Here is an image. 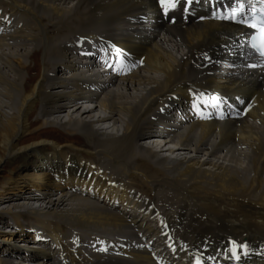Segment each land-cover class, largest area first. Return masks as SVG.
Instances as JSON below:
<instances>
[{"label":"bare ground","instance_id":"6f19581e","mask_svg":"<svg viewBox=\"0 0 264 264\" xmlns=\"http://www.w3.org/2000/svg\"><path fill=\"white\" fill-rule=\"evenodd\" d=\"M61 1L0 0V173L34 159L59 181L0 193V225L19 229L0 236V264H264V62L236 0ZM101 51L115 71L95 72ZM103 167L153 203L63 191L102 192Z\"/></svg>","mask_w":264,"mask_h":264},{"label":"rangeland","instance_id":"374dc122","mask_svg":"<svg viewBox=\"0 0 264 264\" xmlns=\"http://www.w3.org/2000/svg\"><path fill=\"white\" fill-rule=\"evenodd\" d=\"M76 1H74V0H66V1H61V2H58L57 4H60L61 5V7H65V8H74L75 7V5H76ZM0 27H1V25H0ZM3 27V26H2ZM81 39V40H80ZM79 40L81 41V42H83V43H88L89 41L87 40V39H83L82 40V38H79ZM71 45H73V44H71ZM30 48V47H29ZM75 48V46L73 45V49ZM16 68H18V64L15 62L14 64H13ZM218 72H221V68L220 69H218ZM94 105V104H93ZM84 111V110H83ZM7 112H9V111H7ZM142 145H145V146H148V144H149V142H145V141H142V142H140ZM147 143V144H146ZM170 146H174V144H170L169 145V147ZM101 157V159H103V160H105V158L104 157H102V156H98V159ZM107 159V158H106ZM80 160L81 161H83V163L85 164H87L89 167H92L94 170L95 169H98L99 168V166H98V164H99V162L98 161H96V160H94V159H88V158H84L83 156H81L80 157ZM92 163V164H91ZM40 166V163H38L37 161H35L34 159H29L25 164H21V163H17V162H14V163H11V164H9V165H5V168H3V171L0 173V193L1 192H3V190H6L7 189V187H11L12 186V180H10V179H13V180H17L18 182H33L32 180H33V178L34 177H36V176H45L46 174L48 175V173H50L51 174V176L53 177V182H55V183H59V181L57 180V173H53V172H51L50 170H52V169H48L47 171H45L46 169H40L41 167H42V165H41V167H39ZM95 166V167H94ZM97 167V168H96ZM104 170V171H103ZM48 172V173H47ZM100 177H103V180L104 181H106V185H105V187L102 189V192H98V189L99 188H97V186L95 185V181H94V183L92 182V184L89 186V188L88 189H86V190H84V189H82V188H80V186H79V184H78V186H68V185H66L65 183H66V181H63L62 182V184H60L61 185V187L63 186V191L64 192H66L67 194H72V192H74V188H76V190H78V191H83L84 193H89V195L92 197L91 199H98V200H103L105 203H108L109 205H114L115 207H119V208H126L127 210H132V208H130V207H132V205H128V203H122L120 200H118V197H115V196H112V195H109V190L110 189H112V188H120L121 189V191H124V190H128V191H130V189H131V194L132 195H136V197L137 198H139V200H142V198L146 201V202H152L153 203V201L151 200V198L150 197H148L147 195H148V193H145L146 192V190H143L142 188L140 189V188H138V177H133V176H131L130 174L129 175H127V176H125V177H123V178H125V179H123V178H120V176L118 175V176H116V175H114V176H112V178H111V175L110 174H113V172H112V170H109L108 171V169H105L104 167L103 168H101V169H99V171H95ZM95 172H94V174H95ZM107 173V174H106ZM110 173V174H109ZM106 177V178H105ZM122 177V176H121ZM127 177H129L128 179H127ZM116 178H117V180H116ZM119 178V179H118ZM132 178V179H131ZM127 179V180H126ZM137 180V181H136ZM131 183H130V182ZM137 183H136V182ZM127 182V183H126ZM133 182H135V183H133ZM125 185V186H124ZM129 185V186H128ZM132 185H134V186H132ZM65 187V188H64ZM110 188V189H109ZM109 189V190H108ZM161 189V190H160ZM52 190V186H48V188L46 189V191H51ZM108 190V191H107ZM68 191V192H67ZM138 191V192H137ZM140 191V192H139ZM158 191V192H157ZM161 191H162V193H164L165 191H163V189L162 188H157V189H155L154 190V192H152V196H155L157 193H161ZM57 192V193H56ZM61 195V190H58V191H55L54 193H53V196L52 197H59V196ZM141 195V196H140ZM143 196V197H142ZM147 196V197H146ZM151 196V197H152ZM170 196V197H169ZM168 197H166V201L164 200V202H168V203H166L167 205L166 206H169V207H173V206H171V205H173V204H171V203H174V204H176V205H178V201H179V199H177V198H175L174 199V197H173V195L171 194V195H169ZM171 197H172V199H171ZM148 198V199H147ZM150 198V199H149ZM174 199V200H173ZM137 200V199H136ZM135 200V201H136ZM171 201H173V202H171ZM174 201H176V202H174ZM148 202V203H149ZM136 203H137V201H136ZM141 204H143V203H141ZM155 204V205H154ZM154 204H153V206H154V208L153 209H155L157 212L156 213H151V220H153V218H154V222L153 223H157L158 224V222L160 221V219H159V215H160V213L161 214H163V215H165L166 213H167V215H169L168 214V212H165L166 210H165V207H163V206H161L162 205V203L161 202H158V204H156L155 202H154ZM157 205V206H156ZM35 207H40V204H37V205H34ZM123 206V207H122ZM8 207H10V206H7V205H5V206H0V209H5V208H8ZM136 208H138V203H137V206H136ZM143 209V208H142ZM147 209V208H146ZM148 210V209H147ZM134 211H137V210H134ZM168 211V210H167ZM138 212H144L145 214H143V213H141V215H147L148 216V214H147V211L145 210V209H143V211H138ZM140 214V213H139ZM158 216V217H157ZM162 216V215H161ZM156 217V218H155ZM149 218V217H148ZM6 219H7V221H10V222H13V217L12 216H10V215H8L7 217H6ZM157 220V221H156ZM159 220V221H158ZM22 221H23V219H22ZM15 230L16 231H19V229L18 228H7V226H3V225H0V236H1V238L2 237H4V235H5V233H3V232H6V233H10L11 231L12 232H15ZM27 230V229H26ZM30 236H32V235H26V236H24V238L25 239H30ZM31 241V240H30ZM14 242V241H13ZM19 245L20 246H22V247H26L27 245H29L28 243H25V242H23V243H21V242H19ZM31 245H33V244H31ZM58 248H59V250H61L62 248H61V246H58ZM26 249H27V247H26ZM62 251H63V249H62ZM63 253H64V251H63ZM63 253H62V255H61V257H64V255H66L65 253H64V255H63ZM33 264V263H32Z\"/></svg>","mask_w":264,"mask_h":264},{"label":"snow or ice","instance_id":"6c2138e0","mask_svg":"<svg viewBox=\"0 0 264 264\" xmlns=\"http://www.w3.org/2000/svg\"><path fill=\"white\" fill-rule=\"evenodd\" d=\"M162 3H165L166 0H161ZM168 2L172 3V5L174 6L175 4V0H168ZM187 3H191V0H186ZM236 3L238 5V8H233L232 9V16L236 17V16H240L241 21H243V13L245 11V7L246 4L248 3V0H236ZM165 11H167V8H165ZM252 28L257 29V25L256 24H252L250 25ZM258 31H259V36L257 37L258 40V44L254 43L253 47H256L259 51V54L264 57V19H262L260 21L259 27H258ZM214 106H218L217 102H214ZM234 251H235V245H234ZM238 258V257H237Z\"/></svg>","mask_w":264,"mask_h":264}]
</instances>
